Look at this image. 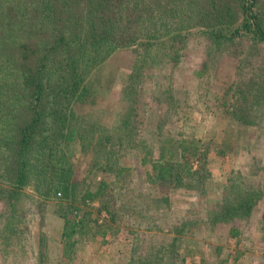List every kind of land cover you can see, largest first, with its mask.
<instances>
[{"label":"rangeland","instance_id":"374dc122","mask_svg":"<svg viewBox=\"0 0 264 264\" xmlns=\"http://www.w3.org/2000/svg\"><path fill=\"white\" fill-rule=\"evenodd\" d=\"M211 1L123 0L111 16L106 8L108 32L134 40L149 34L151 46L97 52L86 69L94 96L79 108L86 120L78 136L91 121L111 141L105 149L95 137L69 144L74 200L46 193L55 158L40 172L33 163L15 200H8L13 181L0 166V264H264V42L246 33L214 40L206 26L217 12ZM216 1L240 22L238 0ZM258 4L264 23V0ZM161 20L180 31L178 40L164 36ZM184 135L197 141L201 156L177 151L175 160L190 169L178 167L183 185L153 180L162 138ZM7 151L0 157L9 164ZM100 181L102 197L83 202L82 191ZM247 196L248 215L214 220ZM60 212L82 220L68 251Z\"/></svg>","mask_w":264,"mask_h":264},{"label":"trees","instance_id":"16d2710c","mask_svg":"<svg viewBox=\"0 0 264 264\" xmlns=\"http://www.w3.org/2000/svg\"><path fill=\"white\" fill-rule=\"evenodd\" d=\"M122 2L123 0H0V123H3L0 126V149L10 151L12 156L9 164L6 163L7 159L0 157V166L13 181L8 200H15L21 194L20 190L31 178L30 168L35 167L33 163H41V168H37V172H40L49 167L47 163L51 157L55 158V162L51 164V181L44 184L46 193H61L63 198L70 197L74 200L72 195L75 193V181L71 179V168L65 161V151L69 144L81 137L88 145L87 139L95 137L98 139L97 145L103 149L110 145L111 136L103 134L102 129L91 121L88 123L90 128L82 130L83 134L78 136L83 128L81 123L86 120L79 108L89 106L88 101L94 96L93 77H88L90 74L86 69H89L91 63H97V52L110 54L133 44L143 48L151 46L152 36L149 34L134 40L127 36L118 38L108 32L109 26L104 21L105 16H108L105 15L106 8L111 6L110 9L113 10L108 13L116 15L117 11L122 10L119 7ZM258 2L259 0H238V10L242 17L240 22L234 20V24L233 13L227 3L220 2V8L217 9V1H211L217 12L213 13V21L210 22L209 10L203 21L210 20L206 22V26L210 27V34L214 33L213 39L226 40L227 36L232 38L246 33L253 41L264 42V23ZM137 10L135 6V11ZM93 14L97 17L94 18ZM110 16L107 17L109 24L115 23ZM161 21L164 36L171 35V40H178L181 33L177 32L180 31L172 28V25L168 26L167 21ZM146 29L147 26L142 28L145 32ZM223 29L228 35L221 34ZM105 56H102L103 61ZM80 67L85 69H79ZM19 76H22V80L17 81ZM262 77L264 80V76ZM2 78L4 81H1ZM3 96L7 102L2 101ZM229 106L230 103L227 102V111L231 113L233 108L230 111ZM124 125L122 127H127L129 120ZM195 142L197 143L193 137L187 138L185 135L181 139L163 137L151 178L156 181L173 179L175 186L183 185L182 179L187 177L181 169L185 167L178 164L175 156L178 151L181 158L187 155L200 157L201 152L199 153ZM185 170L190 172V169ZM198 173V169L191 171V174ZM41 185L39 183L37 188ZM105 189L106 182L100 181L94 191H82L81 199L84 202L86 199L102 197ZM252 200L251 196L239 199L227 213L215 215L214 220L229 222L233 216L248 215L253 206ZM60 215L65 219L62 242L64 251H68L74 244L73 236L82 220L71 221L66 213L60 212Z\"/></svg>","mask_w":264,"mask_h":264}]
</instances>
